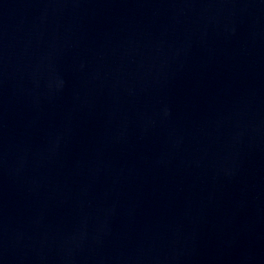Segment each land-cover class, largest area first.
I'll use <instances>...</instances> for the list:
<instances>
[{
  "label": "water",
  "instance_id": "95a60500",
  "mask_svg": "<svg viewBox=\"0 0 264 264\" xmlns=\"http://www.w3.org/2000/svg\"><path fill=\"white\" fill-rule=\"evenodd\" d=\"M0 264H264V0H0Z\"/></svg>",
  "mask_w": 264,
  "mask_h": 264
}]
</instances>
